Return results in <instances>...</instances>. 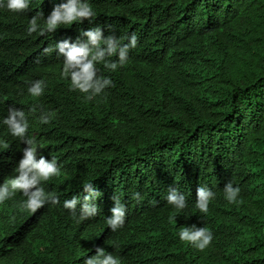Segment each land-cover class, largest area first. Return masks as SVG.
Wrapping results in <instances>:
<instances>
[{
	"label": "trees",
	"instance_id": "trees-1",
	"mask_svg": "<svg viewBox=\"0 0 264 264\" xmlns=\"http://www.w3.org/2000/svg\"><path fill=\"white\" fill-rule=\"evenodd\" d=\"M64 2L32 0L25 14L0 8V121L10 107L35 108L37 159L61 168L44 185L59 204L31 213L19 193L0 204V264H83L97 248L122 264H264V0H90L91 25L27 33L28 18ZM97 26L105 37L134 32L138 44L117 71L98 65L112 86L86 101L61 77L62 58L44 49ZM40 79L34 99L27 88ZM41 112L54 119L41 125ZM0 141L9 145L0 148L2 184L18 175L27 145L2 124ZM229 181L240 188L235 203L224 195ZM85 182L102 196L97 217L78 222L62 205L82 198ZM199 186L216 193L207 214L195 208ZM171 188L187 198L182 212L166 202ZM114 195L127 209L115 233L106 224ZM193 224L213 233L203 251L179 239Z\"/></svg>",
	"mask_w": 264,
	"mask_h": 264
},
{
	"label": "clouds",
	"instance_id": "clouds-1",
	"mask_svg": "<svg viewBox=\"0 0 264 264\" xmlns=\"http://www.w3.org/2000/svg\"><path fill=\"white\" fill-rule=\"evenodd\" d=\"M31 3L32 0H0V8H6L16 14H25L30 10ZM96 15L90 0H66L54 6L46 18L42 12L28 18L26 31L29 35L33 33L40 36L53 34L62 27L80 25L85 21L91 25ZM137 44L138 36L134 32L123 38L115 35L105 37L102 28L97 26L86 31L81 30L75 42L64 40L56 43L54 47L45 48L44 52L46 54L55 52L58 57L62 58L61 77L70 81V90L79 92L86 101H91L112 86L110 78L99 75L98 65H103L111 72L117 71L128 62L129 52L135 49ZM114 57L117 59H111ZM45 87L46 83L43 79L35 80L30 83L27 92L32 98L37 99L44 94ZM35 111L34 108L26 114L22 109L10 107L7 116L0 121V124L7 127L12 137L27 145L22 149L23 156L14 169L18 175L0 184V204L19 193L25 197L22 207L31 213H35L45 205L60 203L59 197L53 192L46 191L44 185L53 178L60 177L61 168L54 158L48 160L41 155L37 159L38 148L42 149L43 145L35 136L28 135V116ZM54 116L52 112H41L38 118L39 123L47 125L54 119ZM8 147L6 142L0 141V148L7 149ZM82 190V198L72 196L71 199H65L62 205L63 209L68 210L78 222L97 217L99 212L97 200L102 196L93 182L83 183ZM223 191L229 203L238 201L240 188L234 187L231 181L224 186ZM215 195L216 193L206 186H199L196 192L195 208L200 213L207 214L209 204L213 202ZM135 197L138 199L140 194L136 193ZM112 199L114 206L110 209L111 216L106 218V224L107 228L115 233L123 229L127 209L118 196L114 195ZM165 199L177 213L182 212L188 206L185 194L176 188H171ZM78 206L79 212H77ZM178 236L180 241L200 251L208 248L213 241V233L208 227H197L195 224L191 227H180ZM113 247L115 248V245ZM83 264H122V259L118 255L108 253L104 248H97L96 254L86 257Z\"/></svg>",
	"mask_w": 264,
	"mask_h": 264
}]
</instances>
